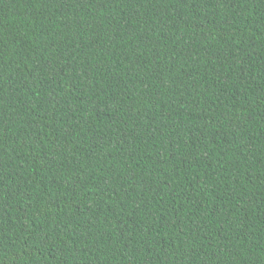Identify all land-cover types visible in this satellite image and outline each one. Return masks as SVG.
<instances>
[{
	"label": "trees",
	"instance_id": "trees-1",
	"mask_svg": "<svg viewBox=\"0 0 264 264\" xmlns=\"http://www.w3.org/2000/svg\"><path fill=\"white\" fill-rule=\"evenodd\" d=\"M0 264H264V0H0Z\"/></svg>",
	"mask_w": 264,
	"mask_h": 264
}]
</instances>
